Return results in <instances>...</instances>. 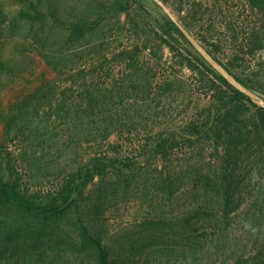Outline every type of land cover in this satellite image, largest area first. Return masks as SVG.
I'll list each match as a JSON object with an SVG mask.
<instances>
[{
    "label": "rangeland",
    "instance_id": "374dc122",
    "mask_svg": "<svg viewBox=\"0 0 264 264\" xmlns=\"http://www.w3.org/2000/svg\"><path fill=\"white\" fill-rule=\"evenodd\" d=\"M58 1L70 7L89 5V0ZM200 4L206 15L195 18L191 6ZM134 6L131 13L137 10L138 19L146 26L147 35L141 31L144 39L153 38V25H164L165 31H171L164 15L178 20L201 44L210 28L221 32L215 34L220 38L224 34L219 30L221 24L235 19L241 22L242 18L253 22L247 12L239 18L243 10L238 0H148L143 8ZM0 7L8 16L6 23L0 17V58L15 68L0 72L3 164L9 162L14 176L31 190L48 192L69 172L92 155L108 151L111 145L91 136L69 137L65 119L55 115L60 103L80 100L83 87L80 89L77 83L67 93L59 90L49 101L51 105L45 102L40 112L26 121L28 129L25 127L24 132L18 127L8 130L4 120L11 105L31 99L46 79L66 83L78 75L71 78L67 70L57 77L36 51L41 43L59 56L69 53L74 43L68 34L51 20H16L22 7L17 0H0ZM99 33L107 49L121 42L127 45L134 36L127 14L109 20ZM171 34L178 38L174 44L180 51L189 52L191 48L182 38L173 31ZM99 49L93 48L91 55L84 53L89 66L84 74L92 73L89 82L95 84L97 102L106 104V116L123 131L119 150L131 156L134 164L129 177L120 179L109 171L106 182L94 181L84 196L85 220L109 250L111 264H230L242 255L250 258L259 249L264 254V145L255 143L245 152L237 172L236 184L240 187L226 217L216 199L218 189L211 184L218 172L208 143L179 142L168 160L151 156V146L158 136L184 132L193 113L209 103L204 89L194 84L192 72L179 65L170 66L169 48L161 52L157 47L154 55L148 50L141 52L137 67L128 72L112 60L99 61ZM225 54L223 51L220 57L227 61L230 53ZM161 80L171 84L166 92L158 89ZM87 201L93 202L90 208ZM78 218V214L70 213L59 226L43 231L25 226L12 246L0 240L1 262L8 264L7 258L14 254L19 264H99L96 253L84 244ZM12 219L19 222L16 216Z\"/></svg>",
    "mask_w": 264,
    "mask_h": 264
},
{
    "label": "trees",
    "instance_id": "16d2710c",
    "mask_svg": "<svg viewBox=\"0 0 264 264\" xmlns=\"http://www.w3.org/2000/svg\"><path fill=\"white\" fill-rule=\"evenodd\" d=\"M17 1L22 7L15 15L16 20L39 23L51 20L61 32L68 34L69 41L74 43V47H69V53L61 52L59 56L52 48L41 43L37 44L36 51L57 77L65 75L67 70L70 71L71 78L75 73L78 77L66 83L46 79L31 99L11 105L12 110L6 116L4 125L8 130L18 127L19 132H24L28 129L26 121L35 112L39 113L45 102L53 100L59 90L62 94L67 93L72 89L73 83H77L80 89L83 87L80 100L72 104L67 101L60 103L56 107L55 115L65 119V132L69 137L91 136L97 142L108 141L111 149L92 155L85 163L69 172L56 188L43 192L31 190L22 184L20 178L14 176L9 162L4 166V152L0 142V240H4L5 245H15L18 241L16 235L20 229H25V226L43 231L59 226L66 215L75 213L79 215L78 227L84 244L96 253L99 264L112 263L109 250L95 235L91 224L85 220L84 196L94 181L106 182L109 171L120 179L129 177L134 164L131 156L119 150L118 141L123 131H119L117 124L106 116V104L97 102L95 84L93 80L89 82L92 73L84 74L89 66H86L88 62L84 61L83 55L85 52L91 55L93 48H100L97 52L99 61L117 62V66L124 72L137 67L141 52L148 50L154 55L157 53V47L161 52L169 48L172 52L170 66L179 65L180 68L192 72L194 84L200 90L204 89L209 103L193 113L192 118L185 124L184 132L158 136L151 146V156L168 160L179 142L208 143L216 158L215 170L218 172L211 184L217 187L216 199L222 205L226 217L229 216L240 187L236 184L237 172L245 152L255 143L264 145V106L259 105L221 75L169 16L164 15L163 19L171 31H165L164 25H153V38L146 36L144 39L141 36V31L146 33L144 20L138 19L137 10L134 15L131 11L135 9L134 4L143 8L148 0H89V5L83 8L66 6L58 0ZM238 1H241L243 10L239 13V18L243 16V12H247L253 17V22L242 18L241 22L235 19L221 24L219 30H223L224 34L220 38L215 35L217 30L210 28L206 32L207 36L202 37V45L241 84L264 98V0ZM195 6H191V15L195 18L201 14L206 15L202 4ZM123 14L130 18L134 36L127 45L121 42L116 48H104L105 44L99 37L100 29L112 18L121 17ZM0 17L3 18L2 23L8 21L4 20L8 16L1 7ZM172 31L191 48L187 52L189 54L181 52L174 44L179 40L172 36ZM219 33L221 32L217 34ZM223 51H226L225 55L230 53L227 61L220 57ZM75 60L79 61L78 64H74ZM14 69L10 61L0 58V72ZM166 82L161 80L158 89L166 92L171 85ZM150 88L152 90V82ZM92 203L87 201L86 205L90 208ZM15 216L19 222L12 219ZM19 223L23 225H18ZM11 257L7 258L8 264H19L14 254ZM249 257L247 259L242 255L230 264H264L261 249ZM0 263L3 264L1 259Z\"/></svg>",
    "mask_w": 264,
    "mask_h": 264
},
{
    "label": "water",
    "instance_id": "95a60500",
    "mask_svg": "<svg viewBox=\"0 0 264 264\" xmlns=\"http://www.w3.org/2000/svg\"><path fill=\"white\" fill-rule=\"evenodd\" d=\"M172 20L179 26L182 32L187 36L193 46L202 54V56L221 74L223 75L233 86H235L240 91L249 95L253 100L258 101L261 106H264V98L246 88L243 84H241L234 75H232L218 60H216L207 49L198 41L194 39V37L186 30V28L174 17Z\"/></svg>",
    "mask_w": 264,
    "mask_h": 264
}]
</instances>
